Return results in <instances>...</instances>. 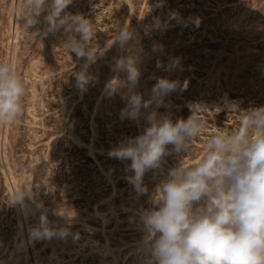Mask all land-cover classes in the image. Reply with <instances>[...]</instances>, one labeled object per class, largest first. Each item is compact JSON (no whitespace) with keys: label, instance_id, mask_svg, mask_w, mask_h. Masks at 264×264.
Instances as JSON below:
<instances>
[{"label":"rangeland","instance_id":"1","mask_svg":"<svg viewBox=\"0 0 264 264\" xmlns=\"http://www.w3.org/2000/svg\"><path fill=\"white\" fill-rule=\"evenodd\" d=\"M8 1L0 0V61L4 54L1 31L7 21L5 5ZM131 1L134 10L128 21L124 0H73L66 11L94 19L99 49L106 41L113 42L120 26L129 23L142 48L141 76L135 90L145 99L156 82L154 77L179 79L181 84L188 81L186 89L165 98L164 105L157 109L160 114H170L174 122L179 118L187 119L192 109L186 101L195 100L200 103L199 108H194L195 114L208 123L207 134L218 130L235 131L241 118L239 112L258 106L264 99V0H146L151 8L144 9L141 18L138 10L141 0ZM23 3L24 0L19 1L20 6ZM172 11L178 12L187 26L171 19L167 30L153 27L156 18L169 19ZM197 16L199 27L189 20ZM40 21L36 27L43 30V16ZM21 29L15 69L27 86V96L22 117L7 126L8 162L17 175L32 157L45 160L47 173L41 172V179L32 177L28 181L30 196L37 210L38 225L43 212L49 226L57 231L55 253L64 258L63 264H98L99 256L94 252H86L83 257L77 255L72 261L60 247L62 239L68 243H86L92 239L101 242L103 233L110 245L120 250L116 264L123 261L128 264L127 251L142 235L143 226L139 214L131 208L134 205L129 204L132 184L128 177L133 173L127 165L131 161L111 157L109 152L121 141L138 136V129L143 132L148 122L142 116L138 127L135 120L122 118L124 102L116 93L107 92L105 97L104 87H101L115 73V60L124 53L115 43L99 53L88 69L93 79L86 90H82L74 72L80 70L83 59L74 53L69 55L60 45L66 39L63 29L38 37L22 26ZM154 45L162 49L154 50ZM39 49L43 53L39 71H45L50 77L45 80L44 89L32 97L25 71ZM172 57L180 58L182 71L164 70ZM158 61L164 67L158 69ZM118 75L122 80L127 79L126 72ZM222 95L237 106L236 111L224 105ZM91 126L96 135L92 136ZM71 134L82 142L76 143ZM91 139L94 147L84 145H91ZM202 147L200 140L193 142L191 155L185 158L186 165H193L202 158ZM179 162L180 158L171 153L163 158L160 168L144 174L143 184L148 191L140 193L143 210L152 207L150 197L168 170ZM106 196L113 197L114 216L108 215L109 220L102 230L100 219L92 217L91 213L96 206L99 210L105 208L102 199ZM13 214L0 170V264H11L4 260V250L9 246ZM35 226L37 224L32 223V228ZM60 229L67 234L59 235ZM40 240L34 239V247L38 248L43 264H50L47 258L51 252L48 247H39ZM28 248L32 262L34 254Z\"/></svg>","mask_w":264,"mask_h":264},{"label":"clouds","instance_id":"2","mask_svg":"<svg viewBox=\"0 0 264 264\" xmlns=\"http://www.w3.org/2000/svg\"><path fill=\"white\" fill-rule=\"evenodd\" d=\"M73 0H24L20 6V25L36 36L63 29L66 39L60 42L70 55L83 59L74 72L78 86L86 90L93 79L90 65L96 62L100 49L94 19L85 14L66 11ZM43 30L36 27L41 21ZM185 23L176 11L169 19L156 18L153 27L167 30L170 20ZM199 27L200 18L190 17ZM185 26L186 23H185ZM30 29H33L30 31ZM124 53L115 60L114 71L126 72L127 80L118 77L106 85L110 94L127 87L126 106L122 118L148 122L143 132L121 141L109 155L131 161L128 177L137 192L146 193L144 174L160 168L163 158L175 153L180 162L168 170L166 177L150 197L152 207L140 213L144 243L150 256L147 264H264V105L242 110L239 126L230 133L222 130L207 134L208 123L192 114L173 121L170 114L157 109L172 92L187 88L179 79L154 77L155 83L147 99L136 91L141 71V45L135 30L127 23L120 26L113 39ZM162 46L154 45V50ZM164 67L159 61L157 68ZM164 70L182 71L179 57H172ZM27 86L9 61H0V125L11 126L22 117ZM230 111L236 105H230ZM202 142V158L186 165L193 142ZM171 146V148L169 147ZM27 192L18 194L20 201ZM40 207H43L42 205ZM34 239L51 238L57 231L49 226L42 212L41 222L33 227ZM59 235L67 234L60 229Z\"/></svg>","mask_w":264,"mask_h":264},{"label":"bare ground","instance_id":"3","mask_svg":"<svg viewBox=\"0 0 264 264\" xmlns=\"http://www.w3.org/2000/svg\"><path fill=\"white\" fill-rule=\"evenodd\" d=\"M19 1L20 0H9L5 5V11L7 13V21L3 30L1 31V37H2L1 44L4 47V54L2 55L3 58L1 59V61L3 60V61L11 62L14 68H16V57H17L16 54L21 44V34L23 32L20 25L21 21L18 20V15L20 10ZM124 1L127 4V21H128L133 13L134 4L131 0H124ZM147 8L150 9L151 6L147 4L146 0H141L140 5L138 6L139 18H141L144 9ZM112 43H113L112 41H106L104 45H102V47L100 48L99 53L108 50V48L112 45ZM42 55H43L42 49H39L36 56L31 60L28 68H26L25 71V73L27 72L28 74L27 75V79L29 80L28 88L30 90L32 97L36 96L38 92L44 89L45 80L49 79L50 77V75H46L45 71H39V65L41 64ZM118 73L119 72L116 71L115 73L113 72V75L112 76L110 75L111 76L110 78L109 77L106 78V80L108 78L109 79L106 81V83H104V86H101L104 87V92L102 91V93H104V96L107 94V92H109L106 88V85L108 84L109 81L113 80V78L118 77L121 81L126 82L127 79L122 80V78H120ZM112 83L115 85L117 81L113 80ZM127 92H128V88L126 86L121 87L117 92H115L119 96V98H121V100L124 102L125 106H126ZM222 96H223L222 102L224 103V105L230 106L231 102L228 100V98L225 95ZM186 102L187 105L191 107V109L200 107V103L196 102L195 100L194 101L189 100ZM259 105H264V99ZM32 117L34 119V116ZM140 118H142V116L139 117L137 120H135L138 127H140L141 124ZM90 130L92 131L91 133L93 136L96 131L94 129V126L93 127L91 126ZM138 130H139L138 135H140L142 132L141 128ZM7 132H8L7 126L0 127V170L3 175L4 185L8 197V204H10L14 210V214H13L14 221L11 227L10 240L8 242L9 246L6 247L4 250L5 251L4 260L6 262L11 261V264H43L44 261L42 258H40L41 255L38 254L37 251L38 248L34 247V238H32L30 231L32 229V223L38 225V221L36 222L38 215L36 213L37 211L35 209L36 207L32 203V197L30 196V184L28 181L32 177H37L38 179H41L39 173L41 172L47 173L48 167L44 159L41 160L37 157H32L31 160L28 162L26 168L22 166L23 168L20 169V172H18V174L15 175V172H13L14 169H12V167L8 162L9 160L6 157V143H7V135H8ZM71 137L73 138V140L76 141V143L82 142L79 141L77 136L76 137L73 136V134H71ZM92 140L93 139H91V143ZM84 145H87L90 148H92L91 146H93V143L91 145L88 144H84ZM3 163L5 165H3ZM106 177L109 178L108 176ZM21 192H27L29 195L24 196L23 199L20 201H15L17 199L18 194H20ZM129 194H128L129 195L128 198L130 197L129 204L134 205V208L131 206L132 210L138 213L140 216V213L143 211L140 200V193L137 192L133 184H132V191ZM112 198L113 197L106 196L104 199H102L104 200V204H105L104 205L105 208L103 210H99L96 206L93 209L92 213L90 212L92 217L95 218L97 217L100 219L99 221L101 222L102 230L105 229L104 226L109 220L108 215L114 216V205H113L114 201L112 203ZM144 235L145 233L143 230V233L140 236V238L136 241L135 244H133V246L130 249H128L127 251L129 254L128 264H147V260L150 256V253L148 251L147 245L144 243ZM62 243L63 244L61 245L60 249L62 251H65L67 254V258L71 260L73 257H76L77 255H80L81 257L85 256L86 252L96 253L99 256L98 264H116L117 259L119 257L120 250L114 249L110 245V240L105 233H103V240L101 242L97 241L96 239H92L90 240V242L87 241L86 243L75 242V241L68 243L66 240L62 239ZM57 244H58L57 234L53 235L51 238L41 239L40 243L38 244L39 247L49 248V251L51 252V256H49L47 259L50 264H63L64 258H59L55 253V245ZM28 247L31 248L34 254L33 257L34 260L33 261L31 260L32 262L29 261L30 254L28 251L29 249ZM124 254H126V252ZM122 264H125V261H123Z\"/></svg>","mask_w":264,"mask_h":264}]
</instances>
